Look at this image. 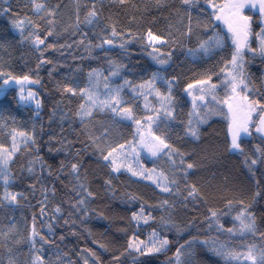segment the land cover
Masks as SVG:
<instances>
[{
	"label": "snow or ice",
	"instance_id": "snow-or-ice-1",
	"mask_svg": "<svg viewBox=\"0 0 264 264\" xmlns=\"http://www.w3.org/2000/svg\"><path fill=\"white\" fill-rule=\"evenodd\" d=\"M61 8L49 0H26L19 10L0 5L10 26L0 48L7 51L11 36L35 59L32 68L21 54L28 69L22 74L0 65V114L21 107L29 113L22 125L15 116L11 127L0 122V212L7 221L0 264H156L173 246L165 264H220L213 256L223 264H264V0H76L67 21ZM161 20L163 29L156 27ZM64 37L71 43H58ZM136 43L151 63L135 58ZM73 48L80 55L59 64L64 76L45 113L32 86L42 85L45 65L50 78L57 70L46 53ZM177 50L200 70L177 65ZM214 117L223 139L206 143L198 156L189 145L204 143ZM230 156L243 158L248 185L224 195L228 177L213 181ZM209 162L217 171L194 179ZM121 175L148 182L155 202L121 191ZM97 200L130 212L116 230L126 242H99L107 261L90 247L73 259L61 247L63 229L75 237L93 214L108 220L91 207ZM33 207L39 214L29 222L22 210ZM228 215L232 226L225 227Z\"/></svg>",
	"mask_w": 264,
	"mask_h": 264
},
{
	"label": "trees",
	"instance_id": "trees-1",
	"mask_svg": "<svg viewBox=\"0 0 264 264\" xmlns=\"http://www.w3.org/2000/svg\"><path fill=\"white\" fill-rule=\"evenodd\" d=\"M219 2H222V0H217ZM26 0H8V3H5L4 0H0V5H3L4 7L11 6L13 9L19 10V5H22L25 3ZM50 3H61V15L65 21L68 20L69 16L72 15L74 10V5L76 3V0H49ZM81 3L86 2V0H80ZM136 3L141 2H148V0H135ZM202 2V0H201ZM209 12L211 9L208 10ZM250 14L252 10H249ZM31 15V13H28ZM256 16H258V12L255 13ZM74 19V17H73ZM9 17H5L0 15V42H3V37L6 35L4 29L10 28L8 25ZM127 23V21H125ZM165 23L163 20L159 24L156 25L157 28L163 29L165 27ZM133 30H135V26H133ZM258 30V29H257ZM8 39L11 41V45L8 47L7 51L0 48V65H3L6 69L12 70L15 74H22L21 70L27 71V67H25L24 61L21 60V54H25L28 66L34 68L35 67V59L31 56L29 49L27 45L24 47H19V45L16 43L15 40H12L11 36L8 37ZM16 40H19L18 33L16 34ZM65 40L68 41V43H71L70 37H64L63 39H60L58 43H64ZM254 41V38H253ZM49 43L52 42V40L48 41ZM130 51L135 54V58L141 60V63H151V61L147 58L146 55L142 54L140 52V46L138 43L133 44L130 48ZM48 58L52 59L54 62L57 63V70L53 72L52 77L50 78L48 75V70L51 67V65H45L43 68L40 69L39 75L42 80V85H33V90L37 91L39 94L40 99L44 103V112L47 113V110L52 105V97H51V89L53 88L54 82L56 80H60L64 76V69H61L59 67V64L64 63L67 61V63L72 64V56L73 55H80V50L73 48L70 51H65L63 53L58 51H49L46 53ZM174 60H176L177 65H181L183 67V70L192 69L194 71L200 70V65H193L187 60L184 59L183 55L181 54L180 50H177L176 56L174 57ZM257 64H259V59L257 58L256 61ZM75 66V65H73ZM209 65L205 64L203 67H208ZM169 71H172L170 69ZM176 71H181L180 67H176ZM29 113L21 107L19 109V113L13 112L11 115L9 113L4 112L0 114V122H3L4 120L7 121L8 125L11 127L12 125V116H15L16 121L18 124H24L27 116ZM45 121L47 120V115L44 116ZM219 117H214L213 120L210 122L211 126H205L203 129V135L202 140L204 143H202L199 146L196 145H189V148L197 147L198 156L200 154L199 149L204 147L206 143H217L219 140L223 139V132L221 131L222 124L219 122ZM130 129L124 128L123 132L125 135H128ZM3 133L0 132V138L3 137ZM209 137L212 139L209 140ZM254 143V141H253ZM251 145H249L250 147ZM46 151V149H45ZM198 158V157H197ZM147 160H149V163L147 164L148 167H151L152 164L150 162L151 158L146 157ZM242 157L237 156H230L227 157L224 160L225 167L223 169H219V174L217 176V179L213 181L214 184H219L224 182V177H228V185H227V191L223 193L224 195L232 194L231 190L233 186H235L237 189H239L241 186H247L248 181L246 179V173L247 170L243 168L242 165ZM207 171L201 170L197 173L196 177H193L194 179H200L204 178V181L207 180V178L211 175L212 172L217 171L218 166L212 164V163H206ZM115 184L120 188L121 191L127 190L129 192L134 193H142L146 197H151L152 202H155L156 196L153 193V189L151 187H148V182H140L136 183L134 182V179H129L127 175H121L115 180ZM160 198H163L161 196ZM33 205H35V201H32ZM108 200H104L101 202L100 200H97L94 204L91 205V207L96 208L97 210L104 211L105 214L109 217L108 220H102L99 219L93 214V216L89 219V222L86 225L80 226L78 225V230H80L83 234L78 236H72L71 235V229L65 227L63 229L64 234L67 236V240L64 242V244L61 245L62 248H64L65 251H69L72 255L73 259H78V257L75 256V252L80 251L82 248L90 247L93 250L100 251L103 255V258L105 261L110 259V254L103 252L102 249L98 248L99 242H106L115 240L116 237H119V242L117 246L121 243L126 242V237L123 233H117V228L122 226V223L119 219L120 216H127L130 215V212L125 210V207L123 205L119 207H112L111 210L106 208V205H110ZM219 207H223L222 204H217ZM136 207H139V205H136ZM35 211L37 214H39V208L33 207V208H25L22 210L23 215H26L28 217V220L30 222L32 212ZM21 211H17L16 216L18 219V222L23 227V220L21 219L22 215ZM156 215L158 216L159 213L157 212ZM231 215L225 216L222 220V222L225 223V227H230L231 225ZM259 219V214H258ZM62 223V221H61ZM7 225V221L4 218L3 212H0V229L5 228ZM39 226V224H38ZM84 229L90 230L92 233V236H88V232L84 231ZM150 228L143 229L144 235L147 234L148 231H150ZM59 235V232L57 233ZM131 234V233H129ZM87 237V239H85ZM93 237L98 241L97 244L92 243ZM143 238V236L141 237ZM187 237H185L186 239ZM223 239V237H221ZM181 243L183 241H180ZM175 251V247L173 246L171 250L167 253L160 254L155 258L156 264H165V261L168 257L172 255V253ZM2 250H0V255H2ZM213 260H219L220 264H223V261L220 260V258L213 256ZM130 264V261H129Z\"/></svg>",
	"mask_w": 264,
	"mask_h": 264
},
{
	"label": "rangeland",
	"instance_id": "rangeland-1",
	"mask_svg": "<svg viewBox=\"0 0 264 264\" xmlns=\"http://www.w3.org/2000/svg\"><path fill=\"white\" fill-rule=\"evenodd\" d=\"M217 3H219V1H217ZM13 88H15V86L13 85ZM20 220H22V219H20Z\"/></svg>",
	"mask_w": 264,
	"mask_h": 264
}]
</instances>
